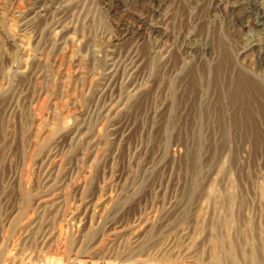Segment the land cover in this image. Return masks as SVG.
Masks as SVG:
<instances>
[{"label":"rangeland","instance_id":"374dc122","mask_svg":"<svg viewBox=\"0 0 264 264\" xmlns=\"http://www.w3.org/2000/svg\"><path fill=\"white\" fill-rule=\"evenodd\" d=\"M229 245L264 264V0H0V264Z\"/></svg>","mask_w":264,"mask_h":264},{"label":"bare ground","instance_id":"6f19581e","mask_svg":"<svg viewBox=\"0 0 264 264\" xmlns=\"http://www.w3.org/2000/svg\"><path fill=\"white\" fill-rule=\"evenodd\" d=\"M239 75V73H238ZM256 75V74H255ZM240 80V79H239ZM250 80V79H249ZM236 81V80H235ZM233 82V81H232ZM258 82V81H257ZM241 83V82H240ZM260 83V82H259ZM237 84V83H236ZM238 85V84H237ZM248 85V84H247ZM258 85V84H257ZM253 86V85H252ZM256 86V85H255ZM234 87V85H233ZM260 87V86H259ZM258 87V88H259ZM238 88V87H237ZM242 88V87H241ZM252 88V87H251ZM256 89V88H255ZM242 90V89H241ZM248 92V91H247ZM250 94V93H249ZM253 94V93H251ZM258 97V96H257ZM263 98V97H262ZM237 246V245H236ZM235 246L234 245H229L228 247V256L230 257V264H239L236 258V252H235ZM255 251L252 250L251 253H249V255L246 256V264H262L261 261L255 257ZM215 261H217V263H221V260L219 257H214Z\"/></svg>","mask_w":264,"mask_h":264}]
</instances>
